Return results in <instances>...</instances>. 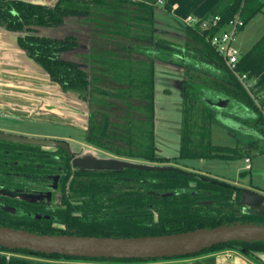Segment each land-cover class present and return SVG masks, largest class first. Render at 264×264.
Returning <instances> with one entry per match:
<instances>
[{
  "label": "trees",
  "instance_id": "trees-1",
  "mask_svg": "<svg viewBox=\"0 0 264 264\" xmlns=\"http://www.w3.org/2000/svg\"><path fill=\"white\" fill-rule=\"evenodd\" d=\"M247 3L249 4L246 1L245 5ZM156 4L155 0H56L53 6H47L23 0H0V27L18 34L19 46L24 49L27 56L46 71L53 82L59 83L65 92H74L81 99H84L86 87L90 85L87 79L89 73L77 64L60 58L63 52L72 51L78 45L76 38H48L39 34V29L60 27L66 18L90 16L97 25L105 26L110 40L122 41V61L109 58L107 60L109 59L112 65L117 64L114 67L118 74L122 72V85L124 86L122 105L127 107V113L122 118V124H113L110 130L92 133L90 140L97 142V137L93 136L108 134L111 150L117 155L122 158L145 161L154 167L151 171L125 168L81 172L95 174V177L101 181L103 180L100 176L111 180L117 179L126 186L123 188L122 196L127 197H122V202H117L118 198L106 194L105 197L108 198L110 204L101 205L100 207L104 210L98 209L95 214L91 215L90 212L80 207L68 206L64 211L58 209L59 212L66 213V215L62 213L61 215L59 212L45 209L47 208L45 206L31 204L29 211L34 212L39 207L43 214L51 216V220L38 221L31 217H11L0 210L1 226L42 235L133 238L172 235L237 222L264 224V216L252 214L251 209L243 211L244 207L240 205L242 188H234L226 182L212 178L208 179V182L197 179L180 168L154 165L174 163L176 160L157 157L154 150L156 61L167 62L170 58L168 56L173 57V65L183 69L184 76L180 159L198 157V151L196 154H191V145L197 150L207 149L210 158L221 161L235 160L241 154L238 147L237 149L215 147L210 142L194 143L191 140L194 136L193 132L199 125L204 127L209 124L208 126L211 127L212 124L218 123V112L211 104L217 101L218 97L230 99L232 104L252 111L254 118L244 120L243 123L252 127L256 135L255 139L248 142L246 148L252 150L257 142L264 140V114L236 74L228 68L208 40V36H212L218 29L204 32L199 26H187L183 44L157 38L155 13L158 7ZM262 7L263 4H259L253 9L252 4L241 8V1L233 0V2L222 5L221 10L215 11L209 18L221 16V25L224 26L229 20L235 18L241 8V15L246 25L261 11ZM102 18L105 20L102 21ZM135 56L140 59H135ZM119 62L122 64L121 71L118 70ZM236 72L247 75L249 80L256 79L264 73V38L250 52L241 56ZM120 80L121 78L116 75V81ZM134 98L140 103V106L136 108L138 113L140 112V119L132 118L131 112L134 107L131 103ZM261 106L263 107L264 103ZM8 144L17 145L12 142ZM221 152L226 154H221ZM260 152L264 153V150ZM17 178L22 177H16L15 181ZM192 182L196 184V190H200L203 196L194 197L188 193L193 190L190 187ZM100 185L105 186L94 179L93 187ZM171 192L175 195L163 200H159L156 196ZM203 198L215 200L216 204L219 203L222 206V211L226 209L229 211L223 213L220 210V213H216L207 206H196L195 201H203ZM231 198L232 200L238 199L237 209L227 206V201ZM115 202L118 203L117 206L112 205ZM118 207L121 208L118 209ZM74 211L82 212L83 216L73 217L71 214ZM154 211L159 215L158 223L153 221ZM53 223H61L63 228H55ZM226 250H234L256 261V252H264V243L233 242L215 246L195 255L145 260L64 257L0 247V264H65L67 262L142 264L196 258Z\"/></svg>",
  "mask_w": 264,
  "mask_h": 264
},
{
  "label": "flooded vegetation",
  "instance_id": "flooded-vegetation-1",
  "mask_svg": "<svg viewBox=\"0 0 264 264\" xmlns=\"http://www.w3.org/2000/svg\"><path fill=\"white\" fill-rule=\"evenodd\" d=\"M71 19L84 21L85 26H89L91 44L89 48H86L81 44L75 34L56 38L65 39L75 37L78 43L72 51L63 52L60 58L73 64H77L81 69L86 70L89 73L87 79L90 82V85L86 87L84 99H81L76 93L65 92L59 83H54L60 86L63 93L74 96L84 108L87 113V127L82 130L83 135L75 140L76 144L71 143V139L64 138L50 139L49 141L56 143L51 146L30 145L0 139V210L8 213L11 217H31L38 221L51 220V216L43 214V212L39 210V207L37 208L38 210H34V212L29 211L28 208H30L31 204L34 206H45L47 207L45 209L51 212H59L58 209H63L62 211H64L68 206L80 207L86 210V212H90L92 215L95 214V211L98 209L104 210V208L100 207L101 205L106 206L110 204L108 198L105 197L106 194L118 198L117 202H122L123 188L126 186L122 185L117 179L111 180L100 176L103 180L101 181L95 177V174L81 173L91 171H110L102 168H84L83 166H80L81 160L110 158L148 165L145 161H140L134 158H122V156L113 152L111 150L112 146L108 134L103 136H93L97 137V142L90 140L92 133H99L101 130H110V127H112L113 124H122V118L125 117L127 113V107L122 105V88L124 89V86L122 85V72L121 74H118L114 67L117 64L112 65V63L108 61L109 59H121L122 61V41L114 39L110 40L108 38L109 32L105 26L102 25L100 27L90 16L66 18L65 22ZM104 20L105 19L102 18V21ZM20 49L22 48L20 47ZM22 50L24 51V49ZM136 56L134 58H137ZM168 57L170 58L167 62L161 60L157 61L159 64L173 65V57ZM107 58L109 59L107 60ZM119 63L118 70L121 71L122 64L121 62ZM116 75L121 78L120 81H116ZM131 104L134 107L131 112L132 118L140 119V112L138 113V109H136L140 106V103L134 98L132 99ZM11 142L17 143V145L13 146L12 144H8ZM154 142V150L157 157L172 159L161 157L157 154L156 135ZM120 146L122 147V143ZM92 153L102 155L103 157H95L91 155ZM154 165L156 167L172 166L180 168L175 163H156ZM180 169L186 170L197 179L207 182L209 181L208 179H210V177L207 178L204 173L199 171H191L184 168ZM16 177L22 178H17V181H15ZM49 177L50 179H48ZM66 178L67 181L64 182ZM196 178H194V180H197ZM94 179L105 186L100 185L101 187H93ZM212 179L219 180L216 178ZM85 180L88 181L85 182ZM226 183L234 188H243L235 183ZM195 186L196 184L192 182L190 187H192L193 190L188 191V193L194 197L203 196V193L200 190H196ZM85 189L87 190L86 192ZM183 193L185 194L186 192ZM174 195L175 194L171 192L157 194L156 196L159 200H163L165 198L173 197ZM205 199L206 198H203V201H195V205L207 206L216 213H220V210L222 211V206H220L219 203H217V205L215 200ZM117 202L112 203V205L117 206ZM237 204L238 199L232 200L231 198L227 201V206L234 209H237ZM119 208L121 207H118V209ZM62 211L59 213L61 214ZM228 211L229 210L226 209L222 212L226 213ZM62 214L66 215V213ZM71 215L73 217L81 218L83 213L80 211H74ZM153 216L154 223H158L159 215L154 211ZM62 225L63 224L61 223H53L55 228L61 227Z\"/></svg>",
  "mask_w": 264,
  "mask_h": 264
},
{
  "label": "crops",
  "instance_id": "crops-1",
  "mask_svg": "<svg viewBox=\"0 0 264 264\" xmlns=\"http://www.w3.org/2000/svg\"><path fill=\"white\" fill-rule=\"evenodd\" d=\"M35 4L53 6L56 0H25ZM158 5L155 13L156 37L183 44V36L187 26L186 20L192 17L196 20H205L211 17L215 11H220L222 5L233 2V0H155ZM246 5H252L253 9L259 4H263L259 11L239 32L235 41V48L241 56L250 52L261 39L264 38V0H246ZM246 3V2H245ZM244 5V6H246ZM246 8V7H245ZM194 27V26H190ZM49 31V32H47ZM69 32V33H68ZM42 35L47 34L53 38H62L69 34H75L81 44L89 48L91 44L90 28L85 26L84 21L78 19L67 20L65 24L58 28H43L39 30ZM51 33H53L51 35ZM135 59H140L137 57ZM156 66L160 64L156 61ZM173 74V73H172ZM178 75V74H177ZM182 78L178 83H173L177 79L172 78L171 82L182 91L183 71L180 74ZM238 78V77H237ZM156 79V76H155ZM239 80V79H238ZM168 81V80H167ZM240 81V80H239ZM241 82V81H240ZM242 83V82H241ZM247 92L255 99L264 98V73L258 78L245 81ZM243 85V83H242ZM244 86V85H243ZM183 93V91H182ZM184 98V97H183ZM218 99V98H217ZM264 100V99H263ZM184 102V100H183ZM218 103L214 101L211 104ZM264 103V101H262ZM261 103V104H262ZM216 109V108H215ZM218 124L222 120H229L238 125L243 131L247 128V134L256 135L255 130L249 125L243 123L244 120L254 118L252 111L236 104H230L225 110H218ZM41 121L46 124H57L66 126L77 132V136L83 135L87 127V113L76 98L72 95L62 92L60 86L51 81L50 76L42 70L36 63L29 59L26 52L20 49L18 45V35L6 31L0 27V123L7 124L12 120L19 121ZM243 126H246L244 128ZM0 133L15 136H34L32 138L71 139L75 143L78 137L73 135H43L36 133H26L22 131L10 130L6 127H0ZM80 134V135H79ZM182 140V124H181ZM264 141V140H263ZM260 143V141H259ZM181 145V142H180ZM259 144L252 150H257ZM248 166V165H247ZM251 169V165H250ZM238 184V183H236ZM65 264H110L93 262H67ZM142 264H255L244 255L235 254L232 256L229 252H220L219 254H210L196 258L169 260Z\"/></svg>",
  "mask_w": 264,
  "mask_h": 264
},
{
  "label": "water",
  "instance_id": "water-1",
  "mask_svg": "<svg viewBox=\"0 0 264 264\" xmlns=\"http://www.w3.org/2000/svg\"><path fill=\"white\" fill-rule=\"evenodd\" d=\"M231 103L230 99L218 97V103L212 104V106L218 110H225ZM0 139L40 146L56 144L55 142L40 138L20 137L2 133H0ZM80 166L84 168H102L105 170L138 168L151 171L154 169L150 165H141L126 160L110 158L84 159L81 160ZM240 205L244 207V212L251 209L252 214L264 216L263 194L242 188ZM233 242L264 243V224L237 222L211 229L204 228L172 235L133 238L42 235L0 225V247L5 249L27 250L35 254H56L64 257L91 259L145 260L184 257L199 254L215 246ZM254 262L256 264H264V259L257 256V260Z\"/></svg>",
  "mask_w": 264,
  "mask_h": 264
},
{
  "label": "rangeland",
  "instance_id": "rangeland-1",
  "mask_svg": "<svg viewBox=\"0 0 264 264\" xmlns=\"http://www.w3.org/2000/svg\"><path fill=\"white\" fill-rule=\"evenodd\" d=\"M156 5L157 7L159 6V8L163 7L158 4ZM52 34L53 33H51V35ZM44 36L50 37L47 34H44ZM182 71L183 69L181 67L170 64H160V68L156 66L154 104L157 154L161 157L176 159L174 163L180 168L191 171L196 170L204 173L206 177L216 178L223 182L238 183L239 186L245 189L264 195V153L259 152L260 150H264V141L262 140L260 143L257 142V145L259 144V151L246 148L245 146L248 145V142H250L251 139H255L254 136L246 133V126H243L246 128L243 131V128L239 129L237 124L230 122L229 120H222L221 124L214 123L211 127L208 126L209 124L204 127L199 125L193 132L194 136L191 140L194 143L210 142L215 147H228L232 149H237L238 147L241 154L235 158V160L227 162L210 158V153L207 149L203 148L197 150L196 147L192 145L190 146V152L191 154H196L198 151V157L179 158L181 148L180 142L182 141L181 124L183 123L184 98L183 93L180 90L181 87L178 88L177 86H174L171 79L182 78L180 75ZM126 79L128 80L127 77ZM178 81L179 79L173 81V83L176 84ZM206 126H208V129H206ZM0 127L43 135L69 136L72 134V137L78 135L76 131L66 128V126H58L57 124L52 123L46 124L41 121L36 122L33 121V119H29V121L12 120L7 124L0 123ZM201 133L203 134L201 135ZM29 137L34 136L32 135ZM221 154L225 155L226 153L221 152ZM91 155L95 157L98 156V158L103 157L96 153H92ZM248 159L250 162H247ZM248 164L251 165V169H247ZM224 252H229L232 256L236 253L240 254L234 250H226ZM256 255L259 258L264 259V252H256ZM244 257L249 259L246 256ZM252 263L255 262L252 261Z\"/></svg>",
  "mask_w": 264,
  "mask_h": 264
},
{
  "label": "built area",
  "instance_id": "built-area-1",
  "mask_svg": "<svg viewBox=\"0 0 264 264\" xmlns=\"http://www.w3.org/2000/svg\"><path fill=\"white\" fill-rule=\"evenodd\" d=\"M241 1V8L245 5L246 0ZM239 9L238 14L235 18L229 20L224 26H222L221 16H215L213 18L205 20H196L189 17L186 20V24L189 26H199V28L204 32L213 31L218 29L212 36H208V40L211 46L217 51V53L223 58L228 68L236 74L238 79L243 83L244 87L247 88L245 83L247 75H241L236 72V66L239 62V52L236 50L234 44L239 32L245 27V21L241 15L242 9ZM263 97H258L255 99V103L260 108L261 112L264 114V106H261V102L264 101ZM247 162H250L248 159ZM250 168L248 164L247 169Z\"/></svg>",
  "mask_w": 264,
  "mask_h": 264
}]
</instances>
